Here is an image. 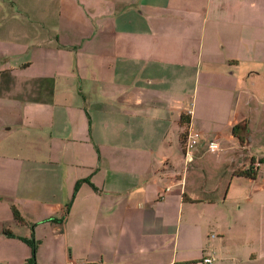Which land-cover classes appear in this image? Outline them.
<instances>
[{"label": "crops", "instance_id": "0c3cea01", "mask_svg": "<svg viewBox=\"0 0 264 264\" xmlns=\"http://www.w3.org/2000/svg\"><path fill=\"white\" fill-rule=\"evenodd\" d=\"M39 1L0 22V264H264V0Z\"/></svg>", "mask_w": 264, "mask_h": 264}, {"label": "trees", "instance_id": "16d2710c", "mask_svg": "<svg viewBox=\"0 0 264 264\" xmlns=\"http://www.w3.org/2000/svg\"><path fill=\"white\" fill-rule=\"evenodd\" d=\"M180 125H183V132L180 135V139H181V146L184 144L185 138H186V134H187V126H188V117L187 116H183V114L180 115ZM245 127L243 126H235L231 129V134L236 137L238 139V141L240 143H243L245 140ZM253 163V162H252ZM234 176L236 177H245V178H249V179H254L255 178V171L253 170V167L251 166V164L248 166L247 169L245 170H237L233 173ZM79 186V182H77L74 186V192L77 190ZM91 186V185H90ZM92 187V186H91ZM93 190H95L94 187H92ZM11 213H12V217L13 219L18 222L21 223L22 219L19 216V214L17 213V211L15 210L14 207H11ZM3 234L7 237H13L11 235L10 232L8 231H3ZM19 240H21L23 243H25L29 249H30V256L29 258L25 261V264H35V251H36V246H37V242L33 241L31 238L29 239H25V238H18ZM92 264V263H90Z\"/></svg>", "mask_w": 264, "mask_h": 264}, {"label": "rangeland", "instance_id": "374dc122", "mask_svg": "<svg viewBox=\"0 0 264 264\" xmlns=\"http://www.w3.org/2000/svg\"><path fill=\"white\" fill-rule=\"evenodd\" d=\"M21 1L22 0H4L3 2L0 1V3L2 4L1 6L4 9V13L6 14L3 17V20L0 21L2 24H11V23L16 24L19 22H22V23L32 22L31 17L33 16L31 14L28 16L24 13L29 14L28 10L33 11L35 10V7H40L38 5V2H41V1L39 0H28L27 1L26 0L25 3L19 4ZM22 4H24L25 6H23ZM21 10H24V11H21ZM27 17H29V19Z\"/></svg>", "mask_w": 264, "mask_h": 264}, {"label": "built area", "instance_id": "2783aa9c", "mask_svg": "<svg viewBox=\"0 0 264 264\" xmlns=\"http://www.w3.org/2000/svg\"><path fill=\"white\" fill-rule=\"evenodd\" d=\"M199 138H200V135L197 131L187 128L186 138L182 146V156H183V161H184L185 166H187L192 161L193 151L199 141ZM209 149L215 150L216 149L215 144H209ZM201 262L203 264H210L211 259L209 257H205V258H202Z\"/></svg>", "mask_w": 264, "mask_h": 264}]
</instances>
